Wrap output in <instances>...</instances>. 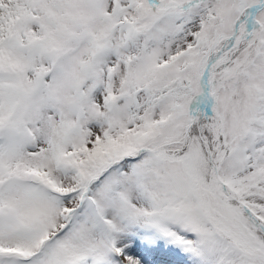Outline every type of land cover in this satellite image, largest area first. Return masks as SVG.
I'll return each mask as SVG.
<instances>
[{"label":"snow or ice","instance_id":"obj_1","mask_svg":"<svg viewBox=\"0 0 264 264\" xmlns=\"http://www.w3.org/2000/svg\"><path fill=\"white\" fill-rule=\"evenodd\" d=\"M0 264H264V0H0Z\"/></svg>","mask_w":264,"mask_h":264}]
</instances>
